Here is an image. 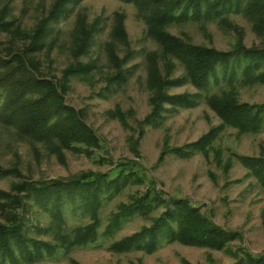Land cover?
<instances>
[{"label":"rangeland","instance_id":"1","mask_svg":"<svg viewBox=\"0 0 264 264\" xmlns=\"http://www.w3.org/2000/svg\"><path fill=\"white\" fill-rule=\"evenodd\" d=\"M55 0H0V10L7 7L8 20L15 19L23 30H31L44 19ZM117 16L123 27L132 53L125 65V80L118 86H107L104 79L110 73L106 46ZM47 19V18H46ZM136 7L120 0H71L66 11L49 24L51 32L46 42L53 43L50 53L52 75L58 79L61 71L72 61L68 46L78 21L94 27L92 45L88 54L79 59L96 66L87 80L73 78L65 95L66 106L84 113V122L100 140V147L88 149V154L62 151L57 154L41 143L30 144L19 139L13 128L0 123V169L8 174L0 176V190L8 191L19 181L45 182L64 179L80 173L116 172L118 162L134 165L139 182L127 184L110 199L103 202L99 211L101 226L99 240L94 244L71 248L66 254L46 256L39 260H21L19 264H235L248 254L264 259V185L259 184L249 168L236 157L260 158L264 156V130L258 133L239 134L224 127L204 149L184 150L221 125L220 119L209 109L206 95L218 93L227 82L207 90H196L185 82L170 88L169 95H188L189 106L164 105L161 118L154 127L143 130L140 140L138 123L149 114V92L146 89L145 55L156 51L157 45L144 35V22ZM45 21V20H44ZM227 21L237 28L242 44L250 48L259 44L250 30V24L238 12H230ZM201 24V25H200ZM203 24V25H202ZM167 32L175 37L186 36L190 44L225 52L237 39L234 31L217 20L199 22H172ZM113 44V43H112ZM111 44V45H112ZM114 53L124 54L123 47L115 42ZM169 79H178L183 68L173 61ZM161 75L165 70L158 64ZM220 79V78H219ZM237 98L240 103L264 105V84L240 86ZM119 110L124 120L110 119L108 112ZM138 140L135 151L128 139ZM128 141V142H127ZM183 148V154L170 152ZM164 153V154H162ZM150 190L152 199L186 200L229 239L221 250L185 246L163 241L153 252L142 250H110L112 243L148 227L152 218L164 211L160 204L152 203L145 214L124 218L111 234L102 235L109 215L119 205L128 206ZM157 198V199H156ZM67 229L84 226L88 216L79 210L74 213L62 209ZM51 218L35 203L26 215L27 236L40 242L55 244Z\"/></svg>","mask_w":264,"mask_h":264},{"label":"trees","instance_id":"2","mask_svg":"<svg viewBox=\"0 0 264 264\" xmlns=\"http://www.w3.org/2000/svg\"><path fill=\"white\" fill-rule=\"evenodd\" d=\"M70 1L55 0L47 16L36 22L31 30H22L15 19L8 20L7 7L0 10V123L13 128L19 139L30 144L41 143L49 152L53 150L58 158L62 151L87 155L88 149L100 147L99 138L84 122V113L64 103L71 79L87 80L95 71L94 64L79 61L88 54L92 45L93 26L77 22L68 46L72 61L61 71L58 79L52 75L50 53L53 43L46 42L51 32L49 24L64 14ZM120 1L136 7L144 22V35L157 45L156 51L145 55V86L149 92L150 110L138 123V140L142 138L144 129L154 127L161 118L164 105L172 108L189 106L188 95H169L167 92L185 82L196 90H207L211 82L215 85L227 82V87L205 97L207 106L220 119L221 125L197 143L183 147L184 150L190 152L189 148H199L205 154L212 139L224 127L233 128L239 134H255L264 130V105L240 103L237 88L233 85L236 82L240 86L264 84V0ZM230 12H238L247 20L259 41L257 46L247 48L242 44L239 31L227 21ZM202 19L217 20L234 31L237 39L230 50L221 52L195 46L186 36L175 37L167 32L172 22H199ZM110 38L112 42L105 50L110 73L104 83L118 86L125 80L124 68L132 57L121 16L116 17ZM115 42L123 47L121 58L114 53ZM173 61L183 68L184 73L178 79H169ZM159 63L165 70L164 75L159 72ZM107 114L110 119L124 120L119 110ZM138 140L128 139L132 151H135ZM183 148L170 152L183 154ZM236 158L249 168L259 184L264 185V156ZM114 169L115 173H80L45 182L22 180L12 184L8 191L0 190V264L39 260L44 255L66 254L71 248L96 243L101 236L98 233L101 226L99 211L103 202L127 184L140 180L134 165L128 161L118 162ZM5 174L8 172L0 169V176ZM151 194L148 190L142 197L133 199L130 205H119L118 212L109 215L102 235L111 234L128 216L145 214L152 203L164 207L163 213L152 218L148 227L112 243L110 250L151 253L163 241L213 250H221L226 245L229 237L189 202L157 198L155 202ZM34 203L49 214V228L53 230L55 244L27 236L26 215ZM62 209L71 213L79 210L88 216L89 221L84 226L64 228ZM235 264H264V259L246 254Z\"/></svg>","mask_w":264,"mask_h":264}]
</instances>
